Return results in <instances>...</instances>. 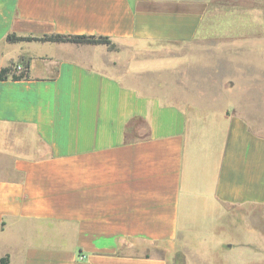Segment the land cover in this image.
Segmentation results:
<instances>
[{
	"label": "crops",
	"instance_id": "1",
	"mask_svg": "<svg viewBox=\"0 0 264 264\" xmlns=\"http://www.w3.org/2000/svg\"><path fill=\"white\" fill-rule=\"evenodd\" d=\"M223 14L214 0H0V71L27 68L0 79V264L262 252L260 235L219 233L244 217L255 235L264 210V134L231 109L238 87L215 81L208 49Z\"/></svg>",
	"mask_w": 264,
	"mask_h": 264
},
{
	"label": "rangeland",
	"instance_id": "2",
	"mask_svg": "<svg viewBox=\"0 0 264 264\" xmlns=\"http://www.w3.org/2000/svg\"><path fill=\"white\" fill-rule=\"evenodd\" d=\"M214 5L223 10L220 19L225 23L224 30L215 32L210 38L213 42L209 44L213 47L208 48L217 51L215 59L219 70L215 71V81L228 82V85L235 83L237 93L226 96L232 104L231 109L235 104L251 128L264 134V0H214ZM227 26L229 31L226 30ZM226 41L229 43H223ZM220 56H226L227 59H219ZM262 212L260 222L254 219L259 224H256L258 229L255 235L248 233L245 228L249 225V218L246 219V225L244 217L240 218V215L234 226H229V218L225 217L224 230L219 232L223 240L238 239L242 243L261 236L262 252L248 253L240 248L241 259L245 264H264V210ZM191 244L193 250L209 247L199 239L193 240ZM207 264H227V261L220 256H213Z\"/></svg>",
	"mask_w": 264,
	"mask_h": 264
},
{
	"label": "trees",
	"instance_id": "3",
	"mask_svg": "<svg viewBox=\"0 0 264 264\" xmlns=\"http://www.w3.org/2000/svg\"><path fill=\"white\" fill-rule=\"evenodd\" d=\"M8 40L11 42L22 41V40H51L58 42H72L78 44H106L110 49H117L116 44L112 42V40L107 36H93V35H63V34H55L51 36H43V37H34V36H17V35H9ZM13 70L12 66L4 67L0 71V79H4L7 75ZM27 68L25 67V71L20 73L19 75L13 73V79H21L26 77Z\"/></svg>",
	"mask_w": 264,
	"mask_h": 264
},
{
	"label": "built area",
	"instance_id": "4",
	"mask_svg": "<svg viewBox=\"0 0 264 264\" xmlns=\"http://www.w3.org/2000/svg\"><path fill=\"white\" fill-rule=\"evenodd\" d=\"M25 71V67L22 65H16L14 66L13 72H18L19 74Z\"/></svg>",
	"mask_w": 264,
	"mask_h": 264
}]
</instances>
